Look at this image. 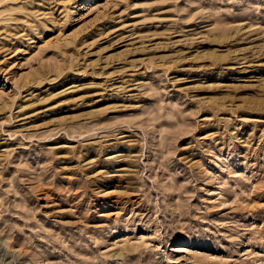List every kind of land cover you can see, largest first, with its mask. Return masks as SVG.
Listing matches in <instances>:
<instances>
[{
	"label": "rangeland",
	"instance_id": "374dc122",
	"mask_svg": "<svg viewBox=\"0 0 264 264\" xmlns=\"http://www.w3.org/2000/svg\"><path fill=\"white\" fill-rule=\"evenodd\" d=\"M0 264H264V0H0Z\"/></svg>",
	"mask_w": 264,
	"mask_h": 264
}]
</instances>
